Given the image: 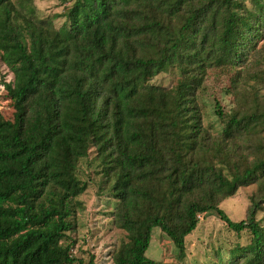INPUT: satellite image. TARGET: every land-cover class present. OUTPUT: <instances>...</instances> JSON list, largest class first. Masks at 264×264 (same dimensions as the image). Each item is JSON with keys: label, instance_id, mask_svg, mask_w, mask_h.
<instances>
[{"label": "trees", "instance_id": "1", "mask_svg": "<svg viewBox=\"0 0 264 264\" xmlns=\"http://www.w3.org/2000/svg\"><path fill=\"white\" fill-rule=\"evenodd\" d=\"M68 1L58 28L34 0H0L15 109L13 119L0 111V264H82L67 232L92 148L127 232L114 264H159L146 256L156 226L184 257L198 216L211 212L250 233L229 264H264V101L240 84H264V0ZM225 64L241 77L236 107L216 103L219 133L151 83L170 69L195 77ZM251 182L248 217L235 221L220 203Z\"/></svg>", "mask_w": 264, "mask_h": 264}, {"label": "rangeland", "instance_id": "2", "mask_svg": "<svg viewBox=\"0 0 264 264\" xmlns=\"http://www.w3.org/2000/svg\"><path fill=\"white\" fill-rule=\"evenodd\" d=\"M34 4L37 14L52 19L56 27L66 23L64 13L66 6L70 5L68 0H34ZM238 72V66L225 64L207 68L206 73L200 76L194 77L191 73L189 77H182L178 69L174 68L159 73L151 79V83L168 88L176 98L178 95V107L181 105L183 109L199 110L204 127L215 134L222 129L216 103L228 112L237 105L233 86L239 76ZM13 79V72L0 58V111L10 119H13L15 109L5 83ZM240 82L248 90L256 87L258 98L264 101V84L254 80L247 82L243 78ZM251 101L252 97L248 101L249 105H252ZM77 175L87 184V188L77 198L75 210L70 217L72 226L67 232V242L72 243V252L82 264H114V252L127 240V232L114 223L113 211L118 200L109 192L95 148L80 161ZM256 188L255 182L239 187L233 196L220 203V208L235 221L246 219L250 195ZM198 217L196 229L186 237L184 257L179 256L176 246L158 226L152 230L146 256L159 264H229L231 250L239 244H247L250 239V233L243 231L238 234L216 212L200 214ZM257 219L264 225V208L257 213Z\"/></svg>", "mask_w": 264, "mask_h": 264}]
</instances>
